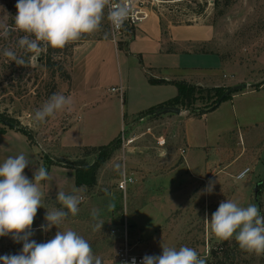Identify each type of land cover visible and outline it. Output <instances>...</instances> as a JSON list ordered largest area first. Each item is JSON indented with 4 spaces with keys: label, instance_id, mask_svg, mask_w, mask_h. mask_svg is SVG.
I'll return each mask as SVG.
<instances>
[{
    "label": "rangeland",
    "instance_id": "obj_1",
    "mask_svg": "<svg viewBox=\"0 0 264 264\" xmlns=\"http://www.w3.org/2000/svg\"><path fill=\"white\" fill-rule=\"evenodd\" d=\"M145 1L161 16L163 25H214L217 29L214 50L227 61L250 66L261 58L264 51V0ZM16 3L17 0H0V32H9L7 37L0 36V115L31 135L32 145L25 138L39 156L40 164L49 158L53 161L52 166L74 172H55L47 179L48 183L65 182L67 185L68 180L74 183L76 172L71 168L73 163L82 161L92 166L103 152L106 154L98 167L87 175H80L76 188L82 190L84 199L78 214L69 215L58 229L53 227L47 232L40 229L42 224H46V211L58 209L61 205L56 196L46 195L42 189L44 208L37 210L32 239L43 243L52 239L58 230H73L88 241L101 264H118L117 251L126 230L130 246L138 256L160 255L162 247L178 249L187 246L206 257V264H264V254L241 250L234 244V239H218L204 220L206 214L210 220L219 203L226 199L245 207L255 204L264 214V130L255 139L242 141L235 155L243 151L244 157L232 169L216 176L209 200L203 195L207 182L196 185L194 200H186L183 193L160 198L159 186L175 192L179 183L175 180L168 183L169 180L165 179L159 184L144 185L147 177L143 169L150 162L161 161L170 155L167 148H171L172 142L176 140L175 145H178L179 138L173 139L171 134L177 125L163 117L159 121L151 117L141 118L135 124V120L126 117L127 105L120 103L119 95L111 92L112 88L120 87V79L125 82L136 79L132 74L133 62L122 60L116 49H127L132 39L131 32L125 29L114 37L104 19L105 24L101 23L97 31L73 42V50L64 58L70 81L56 79L55 84L40 65L38 52L23 65H17L3 55L8 49L24 59L25 49L18 45L23 33L14 30ZM105 33L108 39L101 40ZM105 41L113 44H101ZM93 47L96 49L90 51ZM244 74L247 80L256 77L255 71ZM54 89L55 93L71 96L72 110L58 113L46 122L35 121V111L47 101ZM2 128L5 127L2 125ZM112 140H117L113 147ZM102 145L108 149L102 152L99 151L101 147L94 148ZM181 150L178 149V153L173 150L177 160L182 159ZM212 154V149L207 148L202 155ZM197 157L200 159V153ZM133 159L138 161L134 166L137 173L130 168L133 163L130 165L129 160ZM247 167L251 173L243 181H236L238 172ZM50 169H47L48 176ZM123 175L134 179L126 194L118 189ZM93 210L98 212V220L104 224L102 230H93L97 222L92 219ZM112 231L116 233L112 234ZM21 249L22 244L14 242L11 236L0 238V255H15Z\"/></svg>",
    "mask_w": 264,
    "mask_h": 264
},
{
    "label": "crops",
    "instance_id": "obj_2",
    "mask_svg": "<svg viewBox=\"0 0 264 264\" xmlns=\"http://www.w3.org/2000/svg\"><path fill=\"white\" fill-rule=\"evenodd\" d=\"M216 39L217 29L212 24L163 25L161 16L150 9L149 18L135 28V37L128 42L127 49L119 50L114 45L122 60L133 62L132 74L136 79L134 82L120 79V86L124 91V98L120 99V103L127 105L126 117L135 120V124L139 122L140 119H136L141 113L175 98L178 94L176 86L151 85L150 78L167 82L185 81L204 88H231L242 84L249 86L246 90L233 94L215 111L201 117L189 116L184 111L181 115L162 116L173 123L172 125H177V128L171 130V134L173 139L179 138V143L175 145L176 140L172 142L171 148H167L170 155L161 161L150 162L149 166L143 169V174L147 177L144 185L159 184L165 179L169 180L168 183L174 180L179 183L175 192L159 186L158 191L162 199L167 195L183 193L186 194V200H194L196 196L193 192L197 186L208 183L209 180L214 181L222 171L232 169L244 157L243 151L235 155L236 149L242 146V141L244 143L246 138L255 139L261 134L260 131L264 130V51L253 65H241L225 60L214 50ZM101 44L113 42L105 41ZM94 49L96 47L90 51ZM251 71H255L256 77L247 80L244 73ZM158 119L154 120L159 121ZM97 147L106 145L94 148ZM180 148L185 150V154L182 159L177 160L176 153ZM207 148L212 149V156L202 155ZM4 149L5 151H0V162L9 156L20 153L25 155L30 163L25 169V174L30 180L34 171L41 167L39 156L25 136L17 130L0 133V150ZM192 152L195 154L191 155ZM198 153L200 159L197 157ZM137 162L135 159L129 160L130 165L133 163L130 167L133 172L136 171L134 166ZM223 165L225 167L221 170ZM55 172L74 174L71 170L51 166L48 178ZM47 179L39 182V187L41 192L43 189L44 194L49 196H57L61 191L70 194L76 188L75 181L71 183V180H68L66 185L65 182L48 183ZM203 195L209 200L208 192L203 191Z\"/></svg>",
    "mask_w": 264,
    "mask_h": 264
},
{
    "label": "clouds",
    "instance_id": "obj_3",
    "mask_svg": "<svg viewBox=\"0 0 264 264\" xmlns=\"http://www.w3.org/2000/svg\"><path fill=\"white\" fill-rule=\"evenodd\" d=\"M16 9L14 30L24 33L18 45L33 53L39 52L42 46L63 49L83 35L97 31L105 18L119 29L131 12L128 0L112 3L108 0H17ZM8 35L7 30L0 32V36ZM3 55L17 65L25 63L11 50L5 49ZM72 105L71 96L53 93L35 111L34 120L46 122L58 113L71 111ZM29 164L22 153L0 162V238L11 236L14 242L22 244L18 254L0 255V264H101L88 241L73 230H58L52 239L43 243L32 239L37 210L44 208L39 182L48 178V172L41 166L30 180L25 175ZM248 171H241L235 180L243 181ZM215 183L209 180L204 191L211 193ZM56 199L61 207L46 211V224L40 226L41 231L58 229L69 215L76 216L84 196L81 189L74 188L70 194L58 192ZM91 216L97 221L93 230H102L104 224L98 220V212L93 210ZM204 220L218 239H234L241 250L264 254V214L255 204L245 207L226 199L219 203L210 220L207 214ZM124 264H137L136 258L132 257ZM140 264H206V257L187 246L162 247V254L145 255Z\"/></svg>",
    "mask_w": 264,
    "mask_h": 264
},
{
    "label": "trees",
    "instance_id": "obj_4",
    "mask_svg": "<svg viewBox=\"0 0 264 264\" xmlns=\"http://www.w3.org/2000/svg\"><path fill=\"white\" fill-rule=\"evenodd\" d=\"M106 23L108 22L107 19L105 18ZM105 24L103 21L102 24ZM103 24V25H104ZM109 25V22H108ZM135 28L136 27H125L123 28V31L125 29H128V31L131 32V37H135ZM101 38V40H107L109 36ZM24 35V33H23ZM78 42V41H76ZM75 44L73 42L69 43L66 45L63 49H52L47 46H42L41 50L38 52L39 53V63L40 65L44 68V70L50 75V80L56 84V79H61L63 81H70V75L67 73L64 67L65 59L66 57L69 56L70 52L73 50V47ZM37 53V52H35ZM33 52H27L26 50L22 54L24 57V61L28 62L29 58L35 55ZM65 58V59H64ZM28 59V60H27ZM149 83L151 85H163V84H172L177 87L178 94L175 98L159 104L153 108L148 109L147 111L141 113L138 118L136 119L137 121L141 118H153V119H158L162 117L163 115H168L164 114L165 111L171 110V109H182L183 111H188L189 116H194V117H201L204 114L210 113L215 111L218 107L216 106L219 99L224 95L226 91H228L229 88L227 87H211V88H204L196 85H192L190 83H187L185 81L181 82H167L165 80H155V79H149ZM55 88V86H54ZM240 92V91H238ZM55 93V89L53 91ZM52 93V94H53ZM237 93V92H236ZM235 94V93H233ZM229 95L224 101L228 100L231 98L233 95ZM4 126L5 128L0 129V133H5L7 130H17L21 134H23L25 137H27L28 141L32 145V138L31 135L24 129L20 128L18 125H15L9 118H7L4 115H0V126ZM117 141V140H115ZM113 142L112 144L116 143ZM108 147H101L99 151H105L107 150ZM106 154H102L103 157H105ZM98 158L96 163H94L92 166L85 165L82 161L73 163L71 165V168L75 170L76 174V186L79 184V178L80 175L84 174L87 175L89 174L90 171L98 167L100 162L104 161L103 157ZM43 164V165H42ZM41 165L47 170L49 167L52 166L53 161L50 160L49 158L45 159V163H42ZM262 184V183H261ZM260 184V185H261ZM264 184V183H263ZM260 186H258L259 188ZM234 244L238 246V244L233 240Z\"/></svg>",
    "mask_w": 264,
    "mask_h": 264
},
{
    "label": "built area",
    "instance_id": "obj_5",
    "mask_svg": "<svg viewBox=\"0 0 264 264\" xmlns=\"http://www.w3.org/2000/svg\"><path fill=\"white\" fill-rule=\"evenodd\" d=\"M115 2V0H108V3ZM130 6H131V12L127 20L124 22L123 26L119 29L114 28L110 22V28L113 32V36L116 37L120 35L122 32L123 28L125 27H137L144 23L150 15V7L147 5L145 0H128ZM116 39V38H115ZM111 92L118 94L120 99L123 98L124 91L122 86L119 88H112ZM143 121V119H142ZM185 154V150H181V156ZM249 173H251L250 169L247 168ZM246 175V176H247ZM134 183V179L131 177H127L126 175H123L122 179L118 183V189L125 193L127 192L129 186ZM116 231H112V234H115ZM132 257L136 258L137 264H140V260L144 256H138L137 254L134 253L133 248L130 246L129 240H128V235L127 231L125 230L124 235L122 236V242L121 245L117 251V260L118 264H124L125 261H129Z\"/></svg>",
    "mask_w": 264,
    "mask_h": 264
},
{
    "label": "water",
    "instance_id": "obj_6",
    "mask_svg": "<svg viewBox=\"0 0 264 264\" xmlns=\"http://www.w3.org/2000/svg\"><path fill=\"white\" fill-rule=\"evenodd\" d=\"M249 86L246 84H242V85H236L233 86L231 88L228 89V91H226L224 93V95H222V97L219 99L218 103H217V107H219L221 105V103L224 102V100L231 94L236 93L238 91H243L246 90ZM183 113L182 109L176 108V109H171V110H167L164 112V114H174V115H181ZM115 144L111 145V147H113ZM109 147V148H111Z\"/></svg>",
    "mask_w": 264,
    "mask_h": 264
}]
</instances>
